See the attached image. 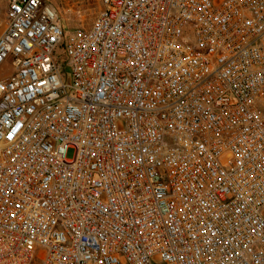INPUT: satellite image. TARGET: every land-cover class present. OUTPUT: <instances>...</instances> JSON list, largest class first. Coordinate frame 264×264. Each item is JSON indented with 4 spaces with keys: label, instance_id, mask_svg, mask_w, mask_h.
Segmentation results:
<instances>
[{
    "label": "built area",
    "instance_id": "built-area-1",
    "mask_svg": "<svg viewBox=\"0 0 264 264\" xmlns=\"http://www.w3.org/2000/svg\"><path fill=\"white\" fill-rule=\"evenodd\" d=\"M6 1L0 264H264V0Z\"/></svg>",
    "mask_w": 264,
    "mask_h": 264
},
{
    "label": "rangeland",
    "instance_id": "rangeland-1",
    "mask_svg": "<svg viewBox=\"0 0 264 264\" xmlns=\"http://www.w3.org/2000/svg\"><path fill=\"white\" fill-rule=\"evenodd\" d=\"M47 2L55 9L58 19L64 29L61 44L56 50L57 57L60 61H63L65 56L62 44L65 38L72 28L80 25L86 26L92 22L99 9V2L98 0H47ZM6 4V0H0V16L3 15ZM62 65L64 71L67 73L69 71L67 63L64 61L62 62ZM0 68L1 76L7 74L10 70L9 63L5 62Z\"/></svg>",
    "mask_w": 264,
    "mask_h": 264
}]
</instances>
